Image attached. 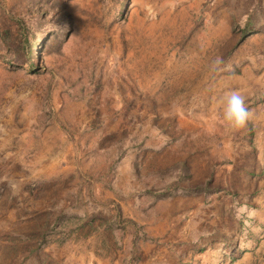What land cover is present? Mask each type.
Returning <instances> with one entry per match:
<instances>
[{
  "label": "rangeland",
  "instance_id": "1",
  "mask_svg": "<svg viewBox=\"0 0 264 264\" xmlns=\"http://www.w3.org/2000/svg\"><path fill=\"white\" fill-rule=\"evenodd\" d=\"M0 264H264V0H0Z\"/></svg>",
  "mask_w": 264,
  "mask_h": 264
},
{
  "label": "clouds",
  "instance_id": "2",
  "mask_svg": "<svg viewBox=\"0 0 264 264\" xmlns=\"http://www.w3.org/2000/svg\"><path fill=\"white\" fill-rule=\"evenodd\" d=\"M220 64L219 58L213 61V67ZM223 118L233 128H241L251 119V111L244 97L238 91L225 93L222 98Z\"/></svg>",
  "mask_w": 264,
  "mask_h": 264
}]
</instances>
